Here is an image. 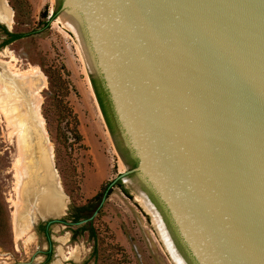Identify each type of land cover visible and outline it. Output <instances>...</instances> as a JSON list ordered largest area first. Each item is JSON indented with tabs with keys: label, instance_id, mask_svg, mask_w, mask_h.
Returning <instances> with one entry per match:
<instances>
[{
	"label": "water",
	"instance_id": "obj_1",
	"mask_svg": "<svg viewBox=\"0 0 264 264\" xmlns=\"http://www.w3.org/2000/svg\"><path fill=\"white\" fill-rule=\"evenodd\" d=\"M56 2L107 93L127 168L79 225L123 182L183 264H264V0ZM63 203L41 221L62 219Z\"/></svg>",
	"mask_w": 264,
	"mask_h": 264
},
{
	"label": "rangeland",
	"instance_id": "obj_2",
	"mask_svg": "<svg viewBox=\"0 0 264 264\" xmlns=\"http://www.w3.org/2000/svg\"><path fill=\"white\" fill-rule=\"evenodd\" d=\"M3 1L13 15L12 25L7 24L9 28L27 36L0 50V98L2 88L9 89L13 98L27 96L26 101L32 91L39 96L41 116L52 144L51 167L53 172L56 170L59 193L66 204L63 218H68L72 207L83 206L100 193L103 196L127 168L108 129L77 38L61 21L60 12L47 26L59 11L56 0ZM8 38L0 28V45ZM33 69L41 73L42 84L32 90L24 87L19 77ZM12 80L21 87H14ZM88 90L92 99L87 96ZM13 129L0 111V194L12 233L11 241L0 242V264H44L51 249L49 264H175L173 260L177 263L169 253L173 255V250L143 206L146 198L123 182L109 191L102 209L92 220L93 234L82 233L74 241L73 231L87 223L71 228L54 224L49 241L39 231L40 218L44 217H37L36 226H31L30 231L26 229L25 237L16 240L17 204L21 207V200L23 204L25 201L19 196L17 168L21 153ZM77 248L79 256L71 258V251Z\"/></svg>",
	"mask_w": 264,
	"mask_h": 264
},
{
	"label": "bare ground",
	"instance_id": "obj_3",
	"mask_svg": "<svg viewBox=\"0 0 264 264\" xmlns=\"http://www.w3.org/2000/svg\"><path fill=\"white\" fill-rule=\"evenodd\" d=\"M0 21L8 25L13 23L12 12L3 0H0ZM19 79L24 87H29L32 90L42 84V75L37 69H33L31 73L23 75ZM11 84L14 87H21L15 80H12ZM9 92V89L5 91L2 88L1 90L0 111L5 115L11 127L14 128L13 130L17 132V144L21 153V164L17 168L19 169L17 170L19 173L18 189L19 196L23 198L25 204L22 200L21 207L20 203L17 204L18 210L14 220L16 226L15 237L16 240H20L25 237L26 229L30 231L37 217L55 215L59 204L63 201V197L59 193V190L61 192L60 181L51 167L53 162L52 144L48 140L45 123L41 116L39 96L34 95V91H32L30 100L26 101L27 96L23 99L18 98V95V97L13 98ZM87 96L92 99L90 90L87 91ZM142 203L147 213L152 216L164 242L167 243L171 251L173 250L172 256L178 264H183L179 255L174 252L167 233L147 199ZM60 208L64 213L66 204L63 203ZM33 237V235L30 236L27 242L31 241ZM75 256H79L78 248L70 253L71 258Z\"/></svg>",
	"mask_w": 264,
	"mask_h": 264
},
{
	"label": "trees",
	"instance_id": "obj_4",
	"mask_svg": "<svg viewBox=\"0 0 264 264\" xmlns=\"http://www.w3.org/2000/svg\"><path fill=\"white\" fill-rule=\"evenodd\" d=\"M58 12L59 11H56L54 13V15L52 16L50 21L47 22V26H49L51 22L56 20V18L58 16ZM0 28L3 29L5 31V33L7 34V36L9 37L7 41L3 42V44L0 45V50L3 49L4 47H7L8 45L16 42V41H19V40L25 38L27 36L25 33L10 32L9 30H7L6 26L1 25V24H0ZM92 83L94 85L96 95H97L99 104L101 106V109H102L106 119L108 120L109 124L111 125L112 130H114L115 125H114L113 120L111 118V103L109 105L107 93H106L104 87L102 86V83L100 80L93 78ZM130 163L134 167L137 166V162H135L134 160H130ZM118 184L121 185V182H119ZM125 192L129 193L127 190H125ZM105 193H104V195H105ZM104 195L102 196V194L100 193L97 196H95L93 199L89 200V202L87 204H85L83 206L72 207L69 211V217L68 218H66V217L62 218L58 222L53 223L52 225H49L47 222H42L39 225V231L42 234H44L49 241H51V238H50L51 237V227L54 224H64V225L68 226L69 228H71L72 226H80L79 225L80 222H82L84 220H88L94 215V213L99 208V206L103 200ZM92 222L93 221H90L85 226L79 227V230L73 231V240L76 241L78 239L79 235H81L82 233L88 232V231H92V234H93L94 233L93 229L90 228V226H92ZM11 239H12V233H11L10 224H9V213H8L7 208H6V204L3 201L1 194H0V242L3 241V243L4 242L6 243V242L11 241ZM95 254H96V251H95ZM52 255H53V252L51 249L46 254L47 259H46V262L44 264H49L51 262Z\"/></svg>",
	"mask_w": 264,
	"mask_h": 264
},
{
	"label": "flooded vegetation",
	"instance_id": "obj_5",
	"mask_svg": "<svg viewBox=\"0 0 264 264\" xmlns=\"http://www.w3.org/2000/svg\"><path fill=\"white\" fill-rule=\"evenodd\" d=\"M108 98V97H107ZM108 102H109V105H110V101H109V99H108ZM101 107V106H100ZM103 112V111H102ZM104 114V113H103ZM104 117H105V115H104ZM111 118H112V120H113V123H114V125H115V129L114 130H112V128H111V125L109 124V122H108V120L106 119V117H105V119H106V122H107V125H108V127L110 128V130H111V132H112V134L114 135V136H116L117 137V135H118V131H117V128H118V124H117V122H116V119H115V116H114V113H113V110H112V107H111ZM119 142V141H118ZM120 144V143H119ZM122 150V149H121ZM125 156H126V160H128L127 162H129L130 160H132L131 158H129V156L127 155V153L126 154H124ZM130 163V162H129ZM150 197H151V199L152 200H154L153 199V196H151V194H150Z\"/></svg>",
	"mask_w": 264,
	"mask_h": 264
}]
</instances>
